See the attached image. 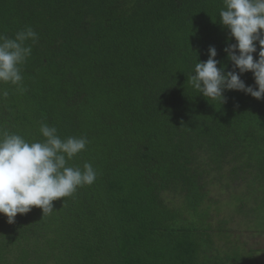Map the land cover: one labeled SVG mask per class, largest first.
Wrapping results in <instances>:
<instances>
[{
    "label": "trees",
    "instance_id": "16d2710c",
    "mask_svg": "<svg viewBox=\"0 0 264 264\" xmlns=\"http://www.w3.org/2000/svg\"><path fill=\"white\" fill-rule=\"evenodd\" d=\"M222 6L0 0V34H38L22 65L26 90L0 83V129L39 141L43 122L61 139L85 136L69 166L97 171L51 214L33 207L12 224L0 214V264H259L229 226L240 218L264 236V98L229 90L220 104L188 83L209 46L217 67L233 70ZM241 79L255 88L251 72ZM214 173L232 189L229 218L211 205Z\"/></svg>",
    "mask_w": 264,
    "mask_h": 264
},
{
    "label": "clouds",
    "instance_id": "9594fccd",
    "mask_svg": "<svg viewBox=\"0 0 264 264\" xmlns=\"http://www.w3.org/2000/svg\"><path fill=\"white\" fill-rule=\"evenodd\" d=\"M220 23L228 29V37L235 43H227L223 51L232 63V69L215 59L214 46L207 49V60L196 62L188 77V83L208 101H226L225 91H241L260 100L264 98V0H223L218 13ZM38 34L31 26L17 31L14 38L0 34V83L11 84L23 93L22 65L32 53V44ZM31 43H28V42ZM258 58L254 60L253 53ZM251 72L255 88L241 79ZM9 95L0 91V98ZM42 140L28 141L17 133L0 129V214L7 223H14L17 214H27L33 207L43 215L53 212V201L72 196L79 187L92 185L97 171L91 163L83 167L69 166V161L86 149L85 136L57 134L55 126L41 123Z\"/></svg>",
    "mask_w": 264,
    "mask_h": 264
},
{
    "label": "rangeland",
    "instance_id": "374dc122",
    "mask_svg": "<svg viewBox=\"0 0 264 264\" xmlns=\"http://www.w3.org/2000/svg\"><path fill=\"white\" fill-rule=\"evenodd\" d=\"M210 178L214 180L213 185L210 187V197L213 200L211 205L219 207L221 215L225 216V218H229L233 214V207L227 205V203L229 205L232 204L231 200H229L231 196L229 193L232 189H230L228 193L224 191L225 189H222L223 185H226V179H219L217 173H214ZM220 202H223L224 205H220ZM239 220L241 219L234 218L229 226L231 227L233 235L239 234L248 246L255 251L254 254L258 263L264 264V236L255 234L253 228H246L247 225L245 224H243V226H240V224L238 225L237 221Z\"/></svg>",
    "mask_w": 264,
    "mask_h": 264
}]
</instances>
